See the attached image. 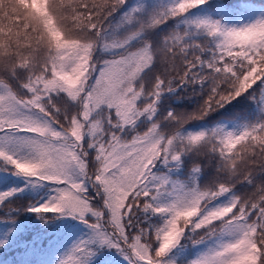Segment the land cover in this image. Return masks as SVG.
Instances as JSON below:
<instances>
[{
  "label": "snow or ice",
  "instance_id": "6c2138e0",
  "mask_svg": "<svg viewBox=\"0 0 264 264\" xmlns=\"http://www.w3.org/2000/svg\"><path fill=\"white\" fill-rule=\"evenodd\" d=\"M249 11L0 0V247L34 213L36 264L44 235L81 227L57 264H264V12Z\"/></svg>",
  "mask_w": 264,
  "mask_h": 264
},
{
  "label": "trees",
  "instance_id": "16d2710c",
  "mask_svg": "<svg viewBox=\"0 0 264 264\" xmlns=\"http://www.w3.org/2000/svg\"><path fill=\"white\" fill-rule=\"evenodd\" d=\"M249 6L250 11L243 19H249L264 12V8L261 7L264 6V0H249ZM73 223L79 222L73 221ZM19 224V235L14 234V239L0 247V264H36L37 258L28 254V249L21 241L31 237L35 231L44 228L45 225L36 218L34 213H24L20 217ZM84 232L86 229L81 227L71 233L56 229L44 235L38 247L44 253L47 264H57L60 255Z\"/></svg>",
  "mask_w": 264,
  "mask_h": 264
}]
</instances>
